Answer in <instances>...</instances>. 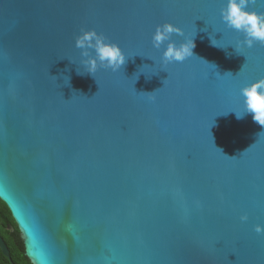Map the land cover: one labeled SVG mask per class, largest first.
Returning a JSON list of instances; mask_svg holds the SVG:
<instances>
[{
    "label": "water",
    "instance_id": "95a60500",
    "mask_svg": "<svg viewBox=\"0 0 264 264\" xmlns=\"http://www.w3.org/2000/svg\"><path fill=\"white\" fill-rule=\"evenodd\" d=\"M225 4L0 0V199L33 264H264V127L235 112L264 44L236 52ZM164 22L193 57L162 63ZM82 29L122 47L119 71H85Z\"/></svg>",
    "mask_w": 264,
    "mask_h": 264
},
{
    "label": "clouds",
    "instance_id": "9594fccd",
    "mask_svg": "<svg viewBox=\"0 0 264 264\" xmlns=\"http://www.w3.org/2000/svg\"><path fill=\"white\" fill-rule=\"evenodd\" d=\"M254 2L255 0H226V4L221 10L222 19L226 25L244 34V39L237 41L234 45L239 54H242V49L245 46L252 48L257 43L264 44V12L250 9L249 4ZM173 34L184 36V30L171 22H164L156 26L152 35L153 46L157 49L167 42L162 56L164 65L183 62L194 56L195 34L179 44L172 39ZM211 43L214 46L217 45L213 43V39ZM75 46L82 50L83 59L81 63L84 65L85 71L93 75L100 67L110 68L114 72L119 71L128 58L118 43L112 42L107 36L95 29H82L76 37ZM91 50H94V55ZM165 82L166 80L164 85ZM241 95L245 98V111L243 113L235 111L237 118L251 114L253 121L264 127V78L243 87ZM248 219L247 214L240 217L241 222H247ZM255 231L264 233V224H256Z\"/></svg>",
    "mask_w": 264,
    "mask_h": 264
},
{
    "label": "trees",
    "instance_id": "16d2710c",
    "mask_svg": "<svg viewBox=\"0 0 264 264\" xmlns=\"http://www.w3.org/2000/svg\"><path fill=\"white\" fill-rule=\"evenodd\" d=\"M0 235L10 250L11 259L0 249V264H33L25 255L21 232L9 207L0 199Z\"/></svg>",
    "mask_w": 264,
    "mask_h": 264
}]
</instances>
